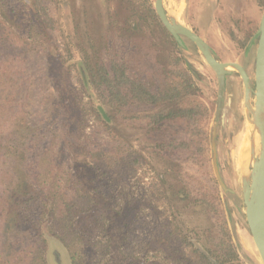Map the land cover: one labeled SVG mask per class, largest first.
<instances>
[{"label": "rangeland", "instance_id": "rangeland-1", "mask_svg": "<svg viewBox=\"0 0 264 264\" xmlns=\"http://www.w3.org/2000/svg\"><path fill=\"white\" fill-rule=\"evenodd\" d=\"M44 1L52 14L53 29L49 37L42 40L39 53L10 62V79L13 82L0 88V127L8 129L20 120L25 126L53 130V134L58 126L57 149L62 150L65 145L64 154L68 155L69 146L77 137L75 126L78 118L82 120L80 127H86V132L91 131L96 122L90 116L89 108L99 105L116 137L119 157H125V148L129 144L142 150L144 158L149 161L131 175L133 178L127 176L129 173L119 171L118 191L125 186L131 191L128 206H182L175 199L170 202L166 198L170 187L179 186L182 182L189 191L201 195L199 199L204 200L188 205L202 207L186 212V219L181 220L186 223L184 234L192 242L210 237V248L218 238L224 244L229 240L238 258L237 262L235 259L231 261L233 264H261L248 232L242 204L240 172L243 169L238 157L249 135L243 84L238 73L232 68L227 69L231 74L226 78L223 110L216 124L219 172L226 187L232 191L224 194L214 178L210 151L217 100L216 76L186 38L181 39L183 48L178 46L176 49L171 45L173 38L155 14V0ZM263 6L264 0L163 2L167 14L197 34L217 61L237 63L243 67L252 88L256 32ZM83 54L85 58H92L90 61L98 55L105 63L108 62V54L143 81L156 86L164 79L169 82L178 80V70L187 68L195 91L183 98L179 105L181 108L199 105L204 117L190 126L176 120L155 127L148 125L146 117L155 114L157 106L112 108L105 101L98 103L88 82H83L80 76V57ZM253 102L252 97V106ZM53 118H56L55 126L52 125ZM201 132L209 134V142L208 146L202 144L203 151L197 152L201 145ZM184 138L193 142L188 154L167 149L170 141L177 139L180 142ZM258 149L259 140L257 152ZM61 157L57 156V159ZM154 184H163L166 194L162 199L155 197ZM146 187L150 188L152 197L144 202L139 194L140 188ZM119 200L120 206L126 204L125 196H120ZM214 207L216 211L211 209ZM150 232L151 229L147 235ZM226 232L228 236H224ZM48 250V264H70L67 252L56 240L49 239Z\"/></svg>", "mask_w": 264, "mask_h": 264}, {"label": "trees", "instance_id": "trees-1", "mask_svg": "<svg viewBox=\"0 0 264 264\" xmlns=\"http://www.w3.org/2000/svg\"><path fill=\"white\" fill-rule=\"evenodd\" d=\"M53 25L44 0H0V88L13 82L10 62L39 53L42 40L49 37ZM171 45L179 49L173 39ZM80 58L81 79L88 82L98 103L105 101L112 108L157 106V112L146 117L148 125L155 127L176 120L190 126L204 117L199 105H179L195 91L187 68L178 70V80L164 79L156 86L143 81L108 54L107 63L98 55L93 61L84 54ZM89 112L96 122L95 128L86 132L78 118L77 137L69 146L68 155L64 154L65 145L62 150L57 149L58 126L53 134V130L25 126L20 120L8 129L0 127V264H48L49 239L61 244L70 264H233V259L237 262L231 241L224 244L218 238L210 248V237L192 242L184 234L186 223L181 220L186 219V212L202 207L188 205L204 200L182 182L172 185L166 196L182 206H128L131 191L127 186L118 191L119 171L135 175L149 161L142 150L129 144L125 157H119L116 137L101 107L92 105ZM55 121L53 118L54 126ZM201 134L197 152L203 151L202 144L208 146L209 142V134ZM191 144L190 138L180 142L175 139L167 149L188 154ZM153 186L155 197L162 199L166 194L163 184ZM140 189L144 202L152 197L150 188ZM120 196H125L123 206L119 205Z\"/></svg>", "mask_w": 264, "mask_h": 264}, {"label": "water", "instance_id": "water-1", "mask_svg": "<svg viewBox=\"0 0 264 264\" xmlns=\"http://www.w3.org/2000/svg\"><path fill=\"white\" fill-rule=\"evenodd\" d=\"M163 2L164 0H155L154 2V11L162 26L179 47H184L181 37L186 38L198 50L205 63L216 76L217 100L211 127L210 151L214 178L224 194L232 193V191L226 187L219 172L216 150V124L223 110L226 77L231 74L227 70L228 68L234 69L242 80L246 120L250 121L247 115L248 112H251L253 116L255 114L260 116H258L257 122L256 120L254 122V131L259 136L258 156L250 158L245 170L240 172V174L242 204L248 232L260 262L264 264V8L256 32L257 45L252 88L243 67L237 63H221L217 61L209 50L208 45L199 36L167 14L163 7ZM252 97L254 98L253 106L251 104ZM200 250L202 251V249ZM205 255L209 258L206 253ZM209 261L214 263L210 258Z\"/></svg>", "mask_w": 264, "mask_h": 264}, {"label": "bare ground", "instance_id": "bare-ground-1", "mask_svg": "<svg viewBox=\"0 0 264 264\" xmlns=\"http://www.w3.org/2000/svg\"><path fill=\"white\" fill-rule=\"evenodd\" d=\"M247 115H248V118H250L249 119L250 121L248 122V127H247L249 136L246 137L245 142L241 146L239 157H238L240 166L243 170H245L246 166L248 165L250 158L252 157L254 158L258 156L256 145L258 143L259 136L257 132L254 131V127H255L254 122L255 120L257 122V118L259 115L255 114V116H253L251 112H248Z\"/></svg>", "mask_w": 264, "mask_h": 264}, {"label": "flooded vegetation", "instance_id": "flooded-vegetation-1", "mask_svg": "<svg viewBox=\"0 0 264 264\" xmlns=\"http://www.w3.org/2000/svg\"><path fill=\"white\" fill-rule=\"evenodd\" d=\"M263 8H264V6H263ZM262 12H263V10H262ZM262 15V14H261ZM197 35V34H196ZM198 36V35H197ZM181 39H183V40H186L185 38H183V37H181ZM209 47V46H208ZM209 50L211 51V49L209 48ZM212 53V52H211ZM227 78V77H226Z\"/></svg>", "mask_w": 264, "mask_h": 264}]
</instances>
